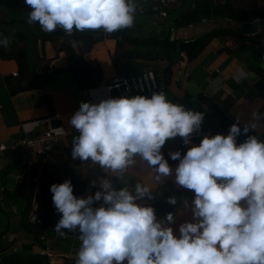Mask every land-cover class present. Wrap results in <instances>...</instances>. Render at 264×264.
Returning <instances> with one entry per match:
<instances>
[{"label": "clouds", "instance_id": "1", "mask_svg": "<svg viewBox=\"0 0 264 264\" xmlns=\"http://www.w3.org/2000/svg\"><path fill=\"white\" fill-rule=\"evenodd\" d=\"M31 9L28 23L43 31L58 27L113 33L130 28L136 6L132 0H25ZM7 38L0 45L7 46ZM239 78L237 79V81ZM253 120L243 134L254 130L264 114L253 111ZM204 114L170 102L163 92L151 98H108L98 104L81 102L69 124L78 130L73 139L72 158L91 161L106 173L120 178L135 163V157L154 169L156 180L172 175L161 153L166 141L177 136L190 145ZM242 134L239 119L228 134L205 136L181 157L170 152L175 182L194 192L192 222L179 226V237L166 224L174 223L168 213L157 220L154 208L139 200L153 199L151 189L134 185V191L114 188L107 176L90 182L99 187L86 198L73 194L71 180L50 186L53 204L61 215L56 231L78 230L81 246L76 264H264V141ZM98 207L93 205L97 202ZM171 205L177 200L171 197ZM37 205H34V207Z\"/></svg>", "mask_w": 264, "mask_h": 264}, {"label": "crops", "instance_id": "2", "mask_svg": "<svg viewBox=\"0 0 264 264\" xmlns=\"http://www.w3.org/2000/svg\"><path fill=\"white\" fill-rule=\"evenodd\" d=\"M185 1L183 0L182 5L177 8H182ZM217 1L221 5L230 1L240 13L264 10V0ZM0 15L3 16L4 13L0 11ZM134 15L136 14L134 13ZM259 20L255 19L253 22ZM144 21L148 23L144 22V25H142L139 22H133L132 27L121 29L118 32L140 39L160 38L170 35L172 40L177 39L187 42L223 27L244 36H249L244 34L243 24L252 23L239 22L232 19H204L196 25L177 29L170 24V22L174 24L171 19H169L170 22L153 18H145ZM260 46L255 45L253 47L255 49L254 52L250 54H247L246 51L238 53L237 49L239 46L234 38L227 36L215 38L199 58L189 62L187 57H185L183 61L178 62L173 67L175 73H178V79L182 80L184 76L187 81L182 84L181 88L176 86L168 89L165 86L166 90L163 93L170 102L183 105L186 110L203 113L204 119L201 126L205 124L206 118L212 113V108L208 102L214 103L221 109L227 107L226 114L230 123L234 124L239 119V126L243 132L244 125L253 120V111L264 114V43ZM126 48H128V45H126ZM58 49L59 47L56 44L50 42L44 45V49L40 45V55L46 61H51L52 69L49 72L60 71L55 76L54 81L50 84H41L31 90L22 91L15 95L10 93L6 78L10 75L16 77L15 74L19 72L18 65L12 60L5 61L0 59V146L10 147L19 137L36 135L44 128V126L42 127V122L45 119L58 115L60 119L57 122H53V126L55 131L62 135V141L59 146L67 148L69 156L72 158V142L79 133L78 130L69 124V121L74 113L78 111L81 102L98 104L108 98H120L117 93L110 95L107 92V86L111 80L121 76L127 77L139 74L149 69L156 70L159 79L165 85L162 70L169 64L168 61L154 63L138 60L136 64L140 65L144 62V69L138 68L137 72H133V66L126 61L121 62L119 67H115L112 64V56L117 50V44L112 38L97 43L93 50L85 55L87 61H95L102 71V81L97 87L92 86L86 80L78 82L69 72H61L62 70H67L69 63L66 54L63 52L59 53ZM227 49L231 51H227ZM138 64L137 66H139ZM238 78L239 80L237 81ZM152 94L138 95L151 98ZM135 96L137 95L128 97ZM257 125L254 130L250 131L259 140L264 141V117L257 121ZM229 129L230 127L224 133L225 136L228 134ZM205 136L211 137L210 131L208 133H203L200 130L194 132L190 137L192 142L190 145H185L183 138L179 136L166 141L161 148V153L173 169V173L171 176L159 181L155 178L154 169L139 156L135 157V163L125 170L120 178L110 172L106 173L99 165H93L91 161L82 162L72 158L70 169L76 177L86 182L84 198L88 195H94V189L99 190L98 186L91 187L90 182L105 176L112 180L113 186L117 190L125 187L129 191H134V185L137 183L149 187L154 198L151 200L144 198L139 200L138 203L142 206L153 207L157 220H164L168 213H172L174 223L166 224V226L172 227L174 234L179 237L180 224L186 221L192 222L191 207L185 208L184 201L187 200L189 205H191L194 199V192L179 186L175 182V168L179 160L173 161L169 153L179 151L181 157H183L191 146H198ZM9 150V148L6 151L0 150V170L10 162L9 156L11 152ZM25 164L26 160L17 166L9 176V180H12L14 185H16L20 176L26 173L27 165L25 168ZM34 182L36 183L34 198H36L39 192L40 178L35 179ZM171 197L176 198V205L168 203ZM164 202L165 204L162 206ZM93 206L98 207L99 202ZM13 222L14 234H9L2 243L3 249L11 248L12 251H15L30 243L29 240L25 239L24 233L19 229L18 225H15L18 222L15 216H13ZM7 227L8 219L5 216H0V235L6 231ZM72 231L76 233L69 231L68 233L65 232V236H61L57 231L53 232L52 230L54 236L46 240L48 249L43 251L37 246H33V250L50 256L52 264H65L68 259H77L82 242L78 235L80 234L79 231ZM6 244L8 245L6 246Z\"/></svg>", "mask_w": 264, "mask_h": 264}, {"label": "trees", "instance_id": "3", "mask_svg": "<svg viewBox=\"0 0 264 264\" xmlns=\"http://www.w3.org/2000/svg\"><path fill=\"white\" fill-rule=\"evenodd\" d=\"M30 10L25 0H0V11L4 13L3 16L0 15V40L5 38L8 40L7 46L0 45V59L16 62L19 71L16 77L10 75L6 78L12 95L31 90L41 84H50L54 81L55 76L60 73V71L50 73L51 61H46L40 55V45L44 49L47 42L60 43L58 52H63L67 56L69 66L67 70L61 72H69L78 82L86 80L92 86L97 87L102 81V71L95 61H87L85 55L90 53L97 43L112 38L117 44V50L112 56V64L115 67H119L121 62L126 61L133 66V72H137L138 68L144 69V62L140 65L137 63L139 65L137 66L136 61L138 60L154 63L168 61L169 64L162 70L165 86L168 89L176 86L181 88L182 84L187 81L184 76L182 80L178 79V73H175L173 67L178 62L183 61L185 57L189 62L199 58L215 38L232 37L239 46L238 53L246 51L247 54L254 52L253 47L255 45L260 46L264 43V32L249 37L225 27L187 42L172 40L170 35L140 39L118 31L109 34L103 31L79 32L73 30V33L69 35L58 27L53 32H46L41 29L38 23H28ZM167 19L174 21V24L169 22L173 27L180 29L196 25L204 19H232L239 22H253L255 19L264 20V10L240 13L230 1L221 5L217 0H186L182 8L169 10ZM227 51L231 50L227 49ZM208 104L212 108V113L206 118L205 124L199 130L203 133L210 131L211 137L217 134L224 135L228 128L233 125L226 114L227 107L224 106L225 108L221 109L214 103L208 102ZM249 135L255 136L251 131L247 134L242 132L237 138V145L244 142ZM9 151L11 152L10 162L0 170V216H5L8 219V227L0 235V264H52L50 256L33 250V246H37L43 251L48 249L46 240L54 236L52 230L53 232L56 231L55 225L62 215H58L54 207L50 186L71 180L74 186L73 194L77 197H83L86 182L72 173L70 163L73 160L65 147H55L51 153L42 155L30 169L26 168L27 153ZM25 160L26 177L22 183L14 185L12 180H9V176ZM37 178H40V187L36 198H34L36 187L34 180ZM10 182L12 186H10ZM96 191L98 189H94L93 194ZM164 204L165 202L162 206ZM34 205H37L41 219L40 225H35L30 220ZM13 216L18 220L15 225H18L24 233L25 239L29 240L30 243L15 251H12L11 248L3 249L2 243L9 234H14ZM62 231L69 232L67 229ZM78 235L80 236V234ZM76 260L68 259L65 264H76Z\"/></svg>", "mask_w": 264, "mask_h": 264}, {"label": "built area", "instance_id": "4", "mask_svg": "<svg viewBox=\"0 0 264 264\" xmlns=\"http://www.w3.org/2000/svg\"><path fill=\"white\" fill-rule=\"evenodd\" d=\"M136 6L135 14L147 19L168 20L169 10L182 5L183 0H132ZM17 76V74H15ZM166 90L164 82L159 79L156 70L149 69L140 74L129 77H117L111 80L107 86V92L112 95L117 93L119 97H128L132 95L163 92ZM56 115L47 118L42 122L44 128L36 135L22 136L16 139L10 147L0 146L1 151L8 148L16 152H25L28 154L27 169L36 164L39 157L51 153L55 147H58L62 141V135L55 131L53 122L59 120ZM26 175L23 173L17 183H22ZM30 220L35 225L41 224V219L35 206L31 213ZM71 233H76L71 231Z\"/></svg>", "mask_w": 264, "mask_h": 264}, {"label": "water", "instance_id": "5", "mask_svg": "<svg viewBox=\"0 0 264 264\" xmlns=\"http://www.w3.org/2000/svg\"><path fill=\"white\" fill-rule=\"evenodd\" d=\"M243 31L246 35H255L264 32V20L255 21L252 23H244ZM238 138V137H237ZM8 244H6L7 246Z\"/></svg>", "mask_w": 264, "mask_h": 264}, {"label": "rangeland", "instance_id": "6", "mask_svg": "<svg viewBox=\"0 0 264 264\" xmlns=\"http://www.w3.org/2000/svg\"><path fill=\"white\" fill-rule=\"evenodd\" d=\"M241 5H245V4H241ZM244 9H247V8H244ZM6 20H7V18H5ZM144 19L145 18H143V17H141V16H139V15H134V22H136V23H140V24H142V25H144V22H146V21H144ZM146 23H148V22H146ZM56 46H58V47H60V43H57L56 44ZM14 181V180H13ZM13 184H14V182H13ZM10 186H12V184H11V182H10ZM37 207V206H36Z\"/></svg>", "mask_w": 264, "mask_h": 264}]
</instances>
